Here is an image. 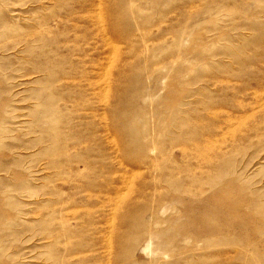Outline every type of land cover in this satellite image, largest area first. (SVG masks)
<instances>
[{
	"label": "rangeland",
	"instance_id": "rangeland-1",
	"mask_svg": "<svg viewBox=\"0 0 264 264\" xmlns=\"http://www.w3.org/2000/svg\"><path fill=\"white\" fill-rule=\"evenodd\" d=\"M0 264H264V0H0Z\"/></svg>",
	"mask_w": 264,
	"mask_h": 264
}]
</instances>
